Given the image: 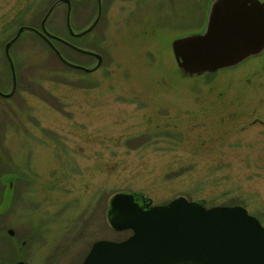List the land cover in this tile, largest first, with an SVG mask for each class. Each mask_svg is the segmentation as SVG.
Masks as SVG:
<instances>
[{"label":"rangeland","instance_id":"374dc122","mask_svg":"<svg viewBox=\"0 0 264 264\" xmlns=\"http://www.w3.org/2000/svg\"><path fill=\"white\" fill-rule=\"evenodd\" d=\"M52 1L0 0V45L19 24L38 25ZM209 2L102 0L96 25L72 38L103 55L91 71L62 63L28 30L12 45L20 84L14 105L0 107V151L31 175L30 264H77L95 240L126 237L107 218L119 191L150 204L180 195L240 204L264 225V49L196 75L180 71L171 49L203 29ZM95 13L96 0L74 1L73 27ZM47 27L69 37L65 4Z\"/></svg>","mask_w":264,"mask_h":264},{"label":"water","instance_id":"95a60500","mask_svg":"<svg viewBox=\"0 0 264 264\" xmlns=\"http://www.w3.org/2000/svg\"><path fill=\"white\" fill-rule=\"evenodd\" d=\"M66 3V26L72 35L90 31L101 15V0L93 20L74 30L70 24L69 0H56L42 16V31L21 25L6 42L9 45L24 28L47 33L75 50L94 54L97 61L85 66L64 57L54 46L58 57L68 66L91 71L97 68L99 52L75 45L50 32L45 21L59 2ZM44 32V33H43ZM171 49L183 74L196 75L233 66L264 49V0H210L203 29L179 35ZM11 61V59H10ZM13 86L15 75L13 64ZM107 218L115 230L130 229L119 240H95L77 264H264V225L240 204L206 206L180 195L166 203L150 204L140 192L119 191L111 195Z\"/></svg>","mask_w":264,"mask_h":264},{"label":"flooded vegetation","instance_id":"af4514ba","mask_svg":"<svg viewBox=\"0 0 264 264\" xmlns=\"http://www.w3.org/2000/svg\"><path fill=\"white\" fill-rule=\"evenodd\" d=\"M55 1L56 0H53L50 3V5ZM74 1L77 2V0H69L71 6L70 24L74 30H78L75 27H73L71 23V14H72V7ZM60 4H65V17H66V8H67L66 3L64 1H61L51 9L45 21V26L53 34L59 35L63 39H66L67 41L75 45L81 46L79 44H76L72 40V38H75L77 36L70 34L67 26H66V30L68 32L69 37H65L59 33H56L47 27V20L50 14ZM101 4H102V0H101ZM50 5L45 10L44 14L46 13ZM96 9H97V0H96ZM207 13H208V9H207ZM207 13L205 15L204 25L207 19ZM40 21L38 25L21 23L16 27L15 31L12 34L10 33L11 31H6L8 32L9 35L8 34L6 35L5 41L3 42V44L1 43L0 45V54H1L0 59L2 58L4 61L3 65L0 63V107H2V109H5L6 106L11 107L14 105V97L19 90L20 75L18 73V69H17L18 66L15 60L16 53L13 51L12 45L21 37L22 33L25 30L32 32L36 38L37 37L40 38L52 50V52L62 63L64 62L58 57L52 45H54L64 57H66L67 59L73 62H76L73 59L68 58L67 56L64 55V53L60 49L59 44L65 45L67 48L74 51L75 49L72 46L58 39L57 37L50 36L47 33L43 32L45 36L52 43L51 45V43H49L48 40L45 39L43 36H41L39 33L31 31L26 28L20 31L17 38L9 45L8 53L6 52L5 49L6 42L11 39V37L17 32V29L21 25H31L42 31V28L40 26ZM65 25H66V20H65ZM195 32H199V30ZM84 48H88V47H84ZM85 54L94 57L95 61L93 62V64H95V62L97 61L96 55L88 54V53ZM101 56L103 60V55L101 54ZM11 62L13 64V69H14L15 85L13 92L11 94H7L11 91L13 86ZM77 63L88 66L84 63H80V62ZM17 160H18L17 162L11 158L5 160L4 154L0 151V264H30L31 245L36 235L35 231H33L31 228L32 222H31L30 212L32 208L30 205L29 206L27 205V203H29L30 201L29 196L31 194L30 190H28V187L31 189L30 186L32 182L31 175H29L30 173H26L25 169L22 166L26 164L22 163V160L20 158Z\"/></svg>","mask_w":264,"mask_h":264},{"label":"trees","instance_id":"16d2710c","mask_svg":"<svg viewBox=\"0 0 264 264\" xmlns=\"http://www.w3.org/2000/svg\"><path fill=\"white\" fill-rule=\"evenodd\" d=\"M131 232V231H130Z\"/></svg>","mask_w":264,"mask_h":264}]
</instances>
